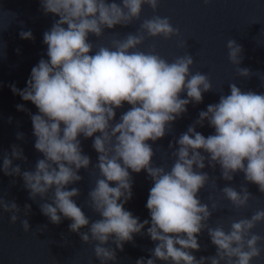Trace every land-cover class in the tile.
Wrapping results in <instances>:
<instances>
[{"label":"clouds","instance_id":"9594fccd","mask_svg":"<svg viewBox=\"0 0 264 264\" xmlns=\"http://www.w3.org/2000/svg\"><path fill=\"white\" fill-rule=\"evenodd\" d=\"M39 2L45 16L59 17L43 33L48 59L41 58L32 67L24 89L14 84L10 88L38 109L33 114L24 105H17L30 116L34 148L43 158L37 159L33 170L21 171L20 165L13 166V160L27 163V157L13 144L11 152L2 157L4 175L22 177L29 199L45 201L39 204L40 211L52 224L59 225L62 218L71 220L69 231L79 235L84 244L93 245L100 264H116L117 249L123 251L125 243L134 242V235H146L154 243L148 250L151 258L140 257L135 264H252L260 259L264 236L252 230L264 223V209L232 220L226 231L223 224L209 225L218 205L213 201L210 208L199 193L210 180L217 184L216 177L203 171L206 166L215 170L217 165L225 181L244 175L239 190L229 185L220 189L235 209L247 208L253 198L247 184L257 185L264 193V93L242 91L235 83L229 84L230 94H221L218 103L200 111L198 119L169 142L174 158L171 168L154 166L152 145L173 132L174 122L187 113L190 103H202L203 94L213 91L209 76L191 72L194 59L189 53L169 62L155 46L140 50L146 36L168 40L180 35L168 17L144 19L135 33L114 38L110 46L101 45L95 51L89 37L100 38L106 29L139 21L144 5L155 13L160 0ZM19 35L34 40L30 30ZM181 46L187 47V42ZM226 48L239 76L255 74L239 67L243 49L234 39L227 40ZM261 81L264 87V79ZM182 93L187 98H181ZM125 104L130 107L117 121L116 111ZM205 121L214 129L207 137L196 130L204 127ZM16 135L18 140L24 139V133ZM81 136L94 138L95 164L84 154ZM90 168L99 173L86 200L87 207L100 217L95 220L73 199L80 196V189L68 187L84 179L79 175L81 169ZM129 170L137 174L143 170L152 181L146 202L150 220L141 222L125 208L133 195ZM0 210L11 214L12 223L20 220L21 209L14 200L0 196ZM23 211L27 217L31 205L25 204ZM20 224L25 232L30 231L27 218ZM204 231L216 252L197 259L193 252L201 250L198 236Z\"/></svg>","mask_w":264,"mask_h":264},{"label":"water","instance_id":"95a60500","mask_svg":"<svg viewBox=\"0 0 264 264\" xmlns=\"http://www.w3.org/2000/svg\"><path fill=\"white\" fill-rule=\"evenodd\" d=\"M116 2L119 3L120 0ZM153 15L168 17L172 26L179 29L180 35L168 40L146 36L144 43L139 46L140 50L148 51L155 46L156 52L169 62L189 53L194 59L191 72L207 74L213 86V91L203 94L202 103H190L187 106V113L174 122L172 133L152 145L156 153L153 165L170 169L174 158L171 155L172 150L168 148L169 142L185 132L188 126L198 119L200 111L206 110L209 104L218 103L221 94H230L229 84L235 83L242 91L264 93L261 81L264 79V0H210L208 4H205L204 0H160L155 13L149 6L144 5L140 20L133 21L128 27L117 25L114 29H106L100 38L90 36L89 40L94 45L93 51L101 45L110 46L114 38L123 39L128 33H135L142 21ZM58 18L51 14L45 16L39 0H0V196L9 201L14 200L21 209L20 220L27 218L30 224V231L25 232L20 220L12 223L11 214L0 210V264H100L95 258L93 245L84 244L79 235L69 231L71 220L62 218L59 225L52 224L40 211L39 204L45 201H41L39 197L36 201L30 200L22 177L6 176L2 171L3 154L10 153L13 144L22 148L27 157V163L13 160V166L20 165L21 171L33 170L37 159L43 158L34 148L35 137L30 116L27 112L19 111L17 105H24L33 114H36L38 109L30 101L26 102L19 95L13 94L10 85L24 89L32 67L41 58L48 59L43 33L49 30L53 20ZM29 30L34 40L21 39L19 33ZM228 39H234L242 47V62L239 67L248 68L255 73L250 78L239 76L238 66L230 63L226 48ZM185 42L187 47H182ZM181 98H187L186 93H182ZM129 107L125 104L122 109H117L115 119L118 121L122 112ZM196 130L205 137L214 133L207 121L204 127L198 126ZM18 132L24 133L23 140L17 139ZM79 139L84 154L89 155L92 164H95L98 154L92 148L94 138L84 139L81 136ZM129 171L131 173V170ZM203 171L210 177L217 178V184L210 180L199 193L202 202L208 203L210 208L213 201L218 205V210L208 222L211 227L223 224L227 231L232 220L250 217L257 209H264V193H260L255 184L246 185L253 194L247 208L237 210L223 198L220 189L229 185L239 190L244 180L243 173L235 175L233 181L229 182L220 178L219 165L215 170L206 166ZM79 175L84 179L78 184L68 186L69 189H80V196L73 199L92 220L99 219L100 217L86 205L88 191L94 186L99 173L90 168L88 171L81 169ZM131 175L133 195L125 204V208L139 217L141 222L150 220L146 202L152 181L143 170ZM12 181L15 183H11ZM51 196L50 191L46 201L50 202ZM209 197H212V200H209ZM25 204L31 205L27 217L23 211ZM81 231L87 229L82 228ZM252 231L264 236V223L258 224ZM133 240L132 243L124 244L123 251L117 249L116 264H135L140 257L151 258L148 251L154 247L151 238L146 235H134ZM198 241L201 250L193 252L197 259L215 254L216 248L211 244L206 231L198 236ZM156 264L163 262L156 261ZM252 264H264V253L260 259L253 260Z\"/></svg>","mask_w":264,"mask_h":264}]
</instances>
